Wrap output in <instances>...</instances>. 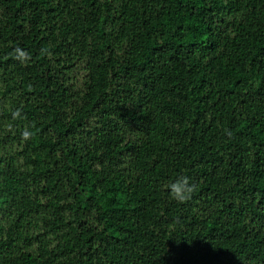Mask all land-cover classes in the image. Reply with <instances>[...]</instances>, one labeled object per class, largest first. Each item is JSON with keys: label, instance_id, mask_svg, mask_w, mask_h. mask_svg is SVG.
<instances>
[{"label": "trees", "instance_id": "trees-1", "mask_svg": "<svg viewBox=\"0 0 264 264\" xmlns=\"http://www.w3.org/2000/svg\"><path fill=\"white\" fill-rule=\"evenodd\" d=\"M0 264H264V0H0Z\"/></svg>", "mask_w": 264, "mask_h": 264}, {"label": "clouds", "instance_id": "clouds-1", "mask_svg": "<svg viewBox=\"0 0 264 264\" xmlns=\"http://www.w3.org/2000/svg\"><path fill=\"white\" fill-rule=\"evenodd\" d=\"M18 54L21 58H23L24 53L19 52ZM19 110H16L12 113L13 118L19 117ZM29 133L25 132L24 135L27 136ZM168 195L179 202L186 201L189 199L194 191V185L190 182V177L187 175H177L174 178L170 179L168 184Z\"/></svg>", "mask_w": 264, "mask_h": 264}]
</instances>
